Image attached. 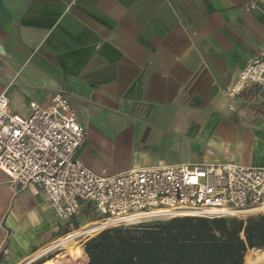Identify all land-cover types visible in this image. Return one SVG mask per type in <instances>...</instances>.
<instances>
[{"label":"crops","instance_id":"crops-1","mask_svg":"<svg viewBox=\"0 0 264 264\" xmlns=\"http://www.w3.org/2000/svg\"><path fill=\"white\" fill-rule=\"evenodd\" d=\"M262 51L264 0H0V95L29 117L32 103L66 92L86 133L77 158L95 171L125 155L110 176L264 168V108L247 100L231 111L227 96ZM63 229L44 192L0 172V264L41 260L63 246Z\"/></svg>","mask_w":264,"mask_h":264},{"label":"built area","instance_id":"built-area-1","mask_svg":"<svg viewBox=\"0 0 264 264\" xmlns=\"http://www.w3.org/2000/svg\"><path fill=\"white\" fill-rule=\"evenodd\" d=\"M227 96L231 111L247 100L264 108V51L240 72ZM30 108L29 117L14 114L7 94L0 95V172L22 189L37 186L63 224L88 213L96 219L92 224L102 226L94 232L99 234L151 220L264 214V168L177 164L102 176L77 158L86 133L66 92H56L48 106Z\"/></svg>","mask_w":264,"mask_h":264},{"label":"trees","instance_id":"trees-1","mask_svg":"<svg viewBox=\"0 0 264 264\" xmlns=\"http://www.w3.org/2000/svg\"><path fill=\"white\" fill-rule=\"evenodd\" d=\"M77 245L62 248L76 252ZM249 250L264 264V215L151 222L108 229L84 244L87 264H244Z\"/></svg>","mask_w":264,"mask_h":264},{"label":"rangeland","instance_id":"rangeland-1","mask_svg":"<svg viewBox=\"0 0 264 264\" xmlns=\"http://www.w3.org/2000/svg\"><path fill=\"white\" fill-rule=\"evenodd\" d=\"M177 157H179V155H177ZM188 160L189 159H187L186 161ZM125 164H126L125 155L119 153H116L114 156L108 155L104 157V159L100 160L94 172L102 176H110L113 175L116 171L120 170L121 167H124ZM95 220L96 219L93 216L87 213L81 215L80 217H78L77 220H74L71 223L64 224V229L62 231L63 234L62 238H64L62 240L63 246H75L76 244H78L76 247L77 248L76 252H69L63 248H60L59 250H56L55 252L50 254L48 257L43 258L41 260L39 259L36 262L45 261L46 259L52 256L62 254V255H67L68 258L72 259L73 264H86V262H88V258L86 257V254L84 252V244L88 239L96 236L97 233L94 232H96L97 230H99V228L102 227L99 226V224H92L95 222ZM85 227H94V230L89 231L87 234L79 238L75 243L69 244L67 240V236L69 234L78 232ZM242 236L244 237V234H242ZM249 252L250 250L247 251L246 253L244 264H260L256 258H252L251 255L248 254Z\"/></svg>","mask_w":264,"mask_h":264},{"label":"bare ground","instance_id":"bare-ground-1","mask_svg":"<svg viewBox=\"0 0 264 264\" xmlns=\"http://www.w3.org/2000/svg\"><path fill=\"white\" fill-rule=\"evenodd\" d=\"M152 221H155V220H151ZM91 230H94V227H85V228H82L80 231L78 232H75V233H72V234H69L67 236V240H68V243L71 244V243H75L79 238H81L82 236H84L85 234H87L89 231Z\"/></svg>","mask_w":264,"mask_h":264},{"label":"water","instance_id":"water-1","mask_svg":"<svg viewBox=\"0 0 264 264\" xmlns=\"http://www.w3.org/2000/svg\"><path fill=\"white\" fill-rule=\"evenodd\" d=\"M28 264H31V263H28Z\"/></svg>","mask_w":264,"mask_h":264}]
</instances>
